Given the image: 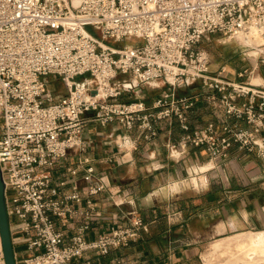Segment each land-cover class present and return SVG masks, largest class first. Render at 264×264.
<instances>
[{"label": "built area", "instance_id": "obj_1", "mask_svg": "<svg viewBox=\"0 0 264 264\" xmlns=\"http://www.w3.org/2000/svg\"><path fill=\"white\" fill-rule=\"evenodd\" d=\"M213 34L251 57L264 48V0H0V165L17 264H101L91 255L130 246L148 228L134 215L130 225L95 239L85 237L87 224L71 238L58 229L56 218L76 214L75 203L83 202L81 178L89 196L105 187L93 166L82 177L72 168L70 180L53 186L52 170L84 149L89 119L119 122L148 141L160 124L176 120L180 155L195 147L225 160L238 147L264 162V85L227 78L225 65L213 72L199 47ZM128 39L140 42L112 45ZM82 75L89 77L78 81ZM55 81L65 93L50 87ZM198 83L208 92L180 91ZM152 85L164 89L147 104L140 95ZM201 99L215 119L193 128L189 114ZM109 264L133 263L118 257Z\"/></svg>", "mask_w": 264, "mask_h": 264}, {"label": "crops", "instance_id": "obj_2", "mask_svg": "<svg viewBox=\"0 0 264 264\" xmlns=\"http://www.w3.org/2000/svg\"><path fill=\"white\" fill-rule=\"evenodd\" d=\"M236 53L211 57L212 71L225 65L227 78L253 82L257 77L264 85V62L248 60L242 66ZM245 69L251 73L240 77ZM196 85L190 94L208 92L202 84ZM158 95L145 102L151 104ZM189 117L193 128L215 119L203 99ZM229 121L237 127L248 126L244 121ZM182 133L176 120L164 122L158 136L148 141L119 122L102 126L89 119L81 137L84 149L71 152L52 170L53 186L58 178L70 180L72 168L79 167L82 177L93 166L105 187L89 196L90 183L81 178L83 202L75 203L76 214L56 218L58 229L71 238L87 224L85 237L95 239L113 227L130 225L134 215H139L148 228L138 241L106 256L91 257L101 264L118 257L133 264H264V259L250 262L234 254L246 248V235L264 232V162L238 147L225 160H213L195 147L180 155L177 143ZM63 189L72 192L70 185ZM221 242L228 243L226 249L215 250Z\"/></svg>", "mask_w": 264, "mask_h": 264}, {"label": "rangeland", "instance_id": "obj_3", "mask_svg": "<svg viewBox=\"0 0 264 264\" xmlns=\"http://www.w3.org/2000/svg\"><path fill=\"white\" fill-rule=\"evenodd\" d=\"M88 30L90 32H92L95 36L100 37V34L95 31L93 28L88 27ZM140 42L138 39H128L126 40V42H122L120 44L118 43H114L112 45H114L115 47H122L125 43L127 44H135ZM200 48L206 50L210 57H215L216 59H221L222 56L224 54H228V52H231L232 50L235 51L236 56L240 59H237L239 63H241L240 65H246V63H248L249 61H255L257 59L262 60V58L264 57V52H258L259 49H264V48H258L255 50H252L250 53L251 57H247L246 53L242 47H240L239 45H237V42H224L222 36L220 34H213V35H208L206 38L203 39V41L200 43L199 45ZM258 52V54H257ZM238 54V55H237ZM249 60V61H248ZM212 66L213 65V61H212ZM89 75H82L77 77L76 79L78 81H82L85 78H88ZM257 79V77L255 78ZM255 79H253V82H255ZM196 85V84H195ZM195 85L193 86H189V87H184L182 89H180V91L182 93H189L190 91H193L194 87H196ZM52 89L55 88L57 90H60L62 93H65V89L62 87V84L60 81H55L51 84L50 86ZM164 89V87H156V86H147L145 88H143V91L141 92V99L144 100H150L152 99L154 96L158 95L159 93L162 92V90ZM125 98H128V95H124ZM264 233V232H261ZM261 233H250V239L248 241H246L245 246L246 248L244 250H234V254L235 255H244L246 258H248V260L250 259V262H254V252L257 248V245L261 244L263 241L260 239L259 234ZM245 239V240H247ZM261 259H264V257L262 256Z\"/></svg>", "mask_w": 264, "mask_h": 264}, {"label": "water", "instance_id": "obj_4", "mask_svg": "<svg viewBox=\"0 0 264 264\" xmlns=\"http://www.w3.org/2000/svg\"><path fill=\"white\" fill-rule=\"evenodd\" d=\"M0 231L6 264H17L7 209L6 182L0 165Z\"/></svg>", "mask_w": 264, "mask_h": 264}, {"label": "bare ground", "instance_id": "obj_5", "mask_svg": "<svg viewBox=\"0 0 264 264\" xmlns=\"http://www.w3.org/2000/svg\"><path fill=\"white\" fill-rule=\"evenodd\" d=\"M258 52H264V49H260V50H258ZM258 52H257V54H258ZM262 82V80H259L258 78L257 79H255V82L254 83H256V84H259V83H261ZM250 237V235L248 234V235H246V237H245V239H247V238H249ZM259 237H260V239L263 241L261 244H259V245H257V248H256V250H255V252H254V260L256 261V260H261V257L263 256L264 257V233H261V234H259ZM244 239V238H243ZM244 239V240H245ZM250 239V238H249ZM249 239H247V240H245V241H248ZM240 240V239H239ZM235 242V241H234ZM227 243V242H226ZM226 243L225 242H221V243H218V245L216 246V248H215V250L216 249H218V250H225L226 249V246L228 245V243H227V245H226ZM249 261H250V259H249ZM230 262V261H229Z\"/></svg>", "mask_w": 264, "mask_h": 264}]
</instances>
